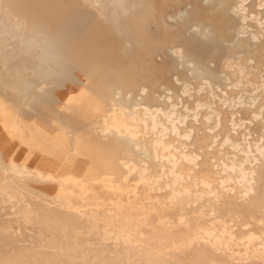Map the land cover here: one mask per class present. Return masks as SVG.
Segmentation results:
<instances>
[{"label":"rangeland","instance_id":"rangeland-1","mask_svg":"<svg viewBox=\"0 0 264 264\" xmlns=\"http://www.w3.org/2000/svg\"><path fill=\"white\" fill-rule=\"evenodd\" d=\"M99 1L0 0V264H264V0Z\"/></svg>","mask_w":264,"mask_h":264},{"label":"bare ground","instance_id":"bare-ground-1","mask_svg":"<svg viewBox=\"0 0 264 264\" xmlns=\"http://www.w3.org/2000/svg\"><path fill=\"white\" fill-rule=\"evenodd\" d=\"M206 2L210 3V2H213L214 0H205ZM83 4L85 6H87L88 8L94 10V11H97V12H100V10L102 9V4L99 0H83ZM217 4V3H216ZM219 4V3H218ZM214 5V4H213ZM189 7V6H188ZM185 10L183 9H180L179 11V18H181L184 14ZM196 14H199V13H202V11H197L195 12ZM9 18H11L12 16L8 13L7 14ZM101 16L104 17V18H107L109 19L110 21L112 22H115V13H111L110 15L107 16V14H103L101 13ZM101 17V18H102ZM211 18L214 20V21H219L221 20L220 19V16L217 15V14H214L213 16H211ZM12 19V18H11ZM10 21V20H9ZM12 21V20H11ZM16 23V26L18 27V30L19 29H22L23 28V25L18 23V22H15ZM242 29V28H241ZM194 33V32H193ZM235 33L237 34H240V29H235ZM238 36V35H237ZM38 37V36H37ZM40 37V35H39ZM236 37V36H235ZM200 38V37H198ZM2 44V43H1ZM232 44V43H230ZM170 52L171 54L173 55L172 58V65H177L178 63V60H179V57L177 56L176 52L174 49L170 48ZM22 54V53H21ZM169 54V53H168ZM42 55L43 57L45 56L44 52L42 51ZM23 56V54H22ZM42 57V59H43ZM24 58V57H23ZM167 58V57H166ZM12 63V62H11ZM184 66L185 68H189L187 67L188 65L184 62ZM5 68V67H4ZM27 73V72H26ZM32 76V75H31ZM162 76V75H161ZM21 78V77H20ZM176 83V82H175ZM20 84V83H19ZM177 84V83H176ZM179 84V83H178ZM29 88V85H25V84H21V86L19 87V89L17 91H19V96L23 97L25 99V97H27V94H26V91L28 90ZM169 94V93H168ZM175 94V93H174ZM142 96V95H141ZM116 98V97H115ZM26 100V99H25ZM111 109H114L111 108ZM120 109V108H119ZM118 110V109H116ZM132 110H135V109H132ZM119 111V110H118ZM120 112V111H119ZM134 112V111H133ZM123 113V111H122ZM148 113V112H147ZM146 114V113H145ZM157 114V112H156ZM110 117L111 119L108 120L107 123H104L103 127H102V131H101V137H102V133L103 135L105 136H114L116 137L117 139H120V140H124V141H127L128 143H130L133 147V150L135 152H138L140 153L141 157L142 158H149L151 160H153V156L152 154L150 153V148H149V145L146 143V140H145V137L147 135V132L144 130V127H143V123L146 124V121H143V119L141 118V116L139 115V112L137 111V113L135 114V116H133L132 119H130L129 121L127 120L126 122L124 123H119L116 119V114L115 113H112V111L110 112ZM122 115V114H121ZM131 115V114H130ZM162 115V113L160 114ZM163 116V115H162ZM156 117V116H155ZM153 116V119L155 118ZM124 118V117H123ZM147 118V117H146ZM18 119V118H17ZM125 119V118H124ZM128 119V118H127ZM152 119V118H151ZM152 119V120H153ZM167 121H169L167 119ZM15 125L18 126L17 122H15ZM153 125V124H152ZM160 125V124H159ZM162 125V124H161ZM146 126V125H144ZM154 126H157L156 125V122L154 120ZM160 127V126H159ZM152 129V128H151ZM154 130H156V127H154ZM164 132V131H163ZM138 133L139 135L144 138L143 140V143H139L138 141ZM150 133V132H149ZM163 134V133H162ZM161 135V134H159ZM162 136V135H161ZM100 137V136H99ZM184 139V138H183ZM165 140V139H164ZM155 143V142H154ZM160 145V144H159ZM166 148H164L165 150ZM259 151V150H257ZM262 151V150H261ZM139 155V154H138ZM250 155V154H249ZM248 155V156H249ZM262 157V156H260ZM165 159V158H164ZM252 159V158H251ZM250 159V160H251ZM261 159V158H260ZM248 160V159H247ZM249 160V161H250ZM248 162V161H247ZM246 162V163H247ZM139 166V165H138ZM139 169V168H138ZM144 171V170H143ZM237 174V173H236ZM137 175H135L136 177ZM149 200V199H148Z\"/></svg>","mask_w":264,"mask_h":264}]
</instances>
